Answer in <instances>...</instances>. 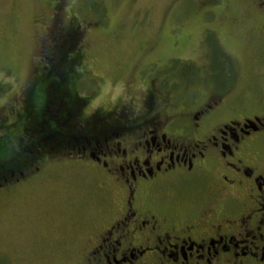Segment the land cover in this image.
Here are the masks:
<instances>
[{"label":"rangeland","instance_id":"374dc122","mask_svg":"<svg viewBox=\"0 0 264 264\" xmlns=\"http://www.w3.org/2000/svg\"><path fill=\"white\" fill-rule=\"evenodd\" d=\"M253 1L0 0V139L9 137L4 145L17 150L23 135L17 131L26 123L19 116L28 112V91L46 64L42 55L53 48L46 44L66 28H78L81 62L66 83L87 101L80 106L84 118L123 107L131 96L140 100L149 88L170 87L173 98L188 89L187 111L194 110L227 85L221 52L233 62L235 79L224 103L245 105L241 116H251L264 102V39L254 36L264 16ZM154 72L167 83L150 85L152 78H144ZM168 100L155 94L150 108L140 104L135 114L179 112ZM33 102L37 118L41 107ZM45 144L41 154L31 150L19 159L30 163L0 187V264H85V237L105 207L107 182L91 163L76 161V146L53 153Z\"/></svg>","mask_w":264,"mask_h":264},{"label":"flooded vegetation","instance_id":"af4514ba","mask_svg":"<svg viewBox=\"0 0 264 264\" xmlns=\"http://www.w3.org/2000/svg\"><path fill=\"white\" fill-rule=\"evenodd\" d=\"M252 4L264 16V0ZM259 33L264 39V25ZM164 89L85 118L79 109L90 136L76 140V161L91 163L109 191L84 263L264 264V102L241 116L246 106L224 103L223 89L187 111L188 89L176 98ZM153 92L179 112L135 114L150 108Z\"/></svg>","mask_w":264,"mask_h":264},{"label":"trees","instance_id":"16d2710c","mask_svg":"<svg viewBox=\"0 0 264 264\" xmlns=\"http://www.w3.org/2000/svg\"><path fill=\"white\" fill-rule=\"evenodd\" d=\"M77 30H71V28L60 29L58 33L60 39L56 38L53 42L50 41L46 44V46L53 48L51 54L42 55L41 60L45 61L46 64L41 67V75L33 78L34 83L28 91V112L19 116L26 123L21 130L19 129L20 131H17V134L19 132L23 134L21 137L18 135L17 150L12 153L4 145V142L9 144V137L3 140L0 139V187L13 175L17 166L21 168V166H27L30 163L19 161V159L30 155L31 150H36L35 152L41 154L40 146L44 145L46 141L50 143L49 149L53 153L60 151L72 152L74 150L70 148L76 146V141L73 140L82 142L83 136H90L87 123L83 124L79 118L80 106H83L85 101L78 98L74 93H70L69 83H66L69 79V73L73 72V69L75 70L81 62V55L78 53L80 44ZM221 54L223 63L220 70L227 82L223 89H230L235 82L233 62L226 58L222 52ZM59 78L63 79V85L58 82ZM167 81L166 79L162 83H167ZM35 86L38 87L36 92ZM34 98L37 99L38 107H41L37 118L32 114ZM9 130H12V128L9 127L7 131ZM6 155L9 158H6ZM2 163L6 164L2 165Z\"/></svg>","mask_w":264,"mask_h":264}]
</instances>
